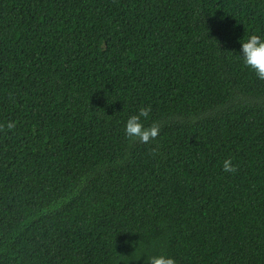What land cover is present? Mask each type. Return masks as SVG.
I'll use <instances>...</instances> for the list:
<instances>
[{
  "label": "trees",
  "instance_id": "16d2710c",
  "mask_svg": "<svg viewBox=\"0 0 264 264\" xmlns=\"http://www.w3.org/2000/svg\"><path fill=\"white\" fill-rule=\"evenodd\" d=\"M252 33L264 0H0V264H264Z\"/></svg>",
  "mask_w": 264,
  "mask_h": 264
},
{
  "label": "clouds",
  "instance_id": "9594fccd",
  "mask_svg": "<svg viewBox=\"0 0 264 264\" xmlns=\"http://www.w3.org/2000/svg\"><path fill=\"white\" fill-rule=\"evenodd\" d=\"M242 63L245 67L252 70L257 79L264 81V38L255 33L249 34L246 38L240 40ZM152 109L150 106H141L138 111L128 116L124 125V134L127 140L138 141L142 144H148L155 140L160 132V124L153 121L145 126L144 121L150 117ZM15 122L8 121L0 123V131L5 128L14 129ZM156 149H151V154H155ZM222 170L226 173L235 174L236 166L232 163V158H225L222 162ZM146 264H176L173 257L161 253L159 255H150L146 257Z\"/></svg>",
  "mask_w": 264,
  "mask_h": 264
}]
</instances>
